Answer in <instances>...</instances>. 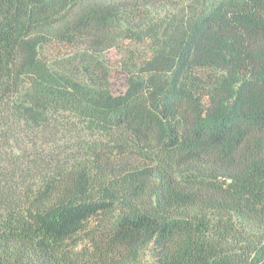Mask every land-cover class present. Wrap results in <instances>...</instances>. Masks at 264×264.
Masks as SVG:
<instances>
[{
  "label": "trees",
  "instance_id": "16d2710c",
  "mask_svg": "<svg viewBox=\"0 0 264 264\" xmlns=\"http://www.w3.org/2000/svg\"><path fill=\"white\" fill-rule=\"evenodd\" d=\"M0 264H264V0H0Z\"/></svg>",
  "mask_w": 264,
  "mask_h": 264
},
{
  "label": "rangeland",
  "instance_id": "374dc122",
  "mask_svg": "<svg viewBox=\"0 0 264 264\" xmlns=\"http://www.w3.org/2000/svg\"><path fill=\"white\" fill-rule=\"evenodd\" d=\"M111 87L115 94L120 93L125 90L124 77L118 70H115V73H113V77L111 79Z\"/></svg>",
  "mask_w": 264,
  "mask_h": 264
}]
</instances>
